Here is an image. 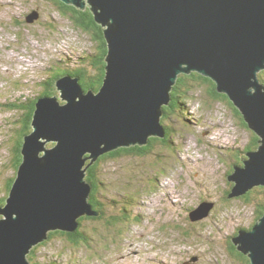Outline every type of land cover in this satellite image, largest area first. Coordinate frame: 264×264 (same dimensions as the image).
Wrapping results in <instances>:
<instances>
[{
  "label": "water",
  "instance_id": "1",
  "mask_svg": "<svg viewBox=\"0 0 264 264\" xmlns=\"http://www.w3.org/2000/svg\"><path fill=\"white\" fill-rule=\"evenodd\" d=\"M61 1L89 7L103 27L105 76L98 91H85L79 76L64 74L55 82L59 94L36 100L22 162L0 206V264H32L28 254L50 231H75L81 216L100 214L90 201L88 159L164 137L163 107L181 73L212 79L259 136L232 168L229 196L264 185V0ZM202 205L208 214L213 203ZM198 208L192 220L201 218ZM229 241L250 264H264V213Z\"/></svg>",
  "mask_w": 264,
  "mask_h": 264
},
{
  "label": "rangeland",
  "instance_id": "2",
  "mask_svg": "<svg viewBox=\"0 0 264 264\" xmlns=\"http://www.w3.org/2000/svg\"><path fill=\"white\" fill-rule=\"evenodd\" d=\"M34 11L39 17L28 21ZM67 14L51 0H0V199L8 196L6 184L14 176L11 150L27 113L23 103L41 97L65 61L76 60L70 64L78 67L80 56L99 50L96 33ZM205 92L196 88L184 113L165 118L171 142L156 141L144 154L102 161L96 179L103 184L96 194L104 202V216L85 219V239L78 244L57 234L38 245L34 261L244 264L229 239L255 222L261 197L248 202L243 195H225L228 176L234 164H243L254 131L228 102L209 103ZM206 200L214 203L208 214ZM197 207L202 216L192 220Z\"/></svg>",
  "mask_w": 264,
  "mask_h": 264
},
{
  "label": "trees",
  "instance_id": "3",
  "mask_svg": "<svg viewBox=\"0 0 264 264\" xmlns=\"http://www.w3.org/2000/svg\"><path fill=\"white\" fill-rule=\"evenodd\" d=\"M55 6L61 10V12L69 15L70 17L76 18L77 22L80 24L82 28L85 30H88L90 32H95L97 38L100 40L99 50L98 52L88 51L85 56H80L77 62H80L81 65L78 67L72 66L73 62H76V60L70 59L69 61H65L63 67L56 69V71L53 73V75L47 80L45 89L43 95H54L57 92V88L55 87L56 80L58 77L64 75V74H71L73 76H79L80 77V83L82 84L85 91H88L89 89H94L95 91H98L100 87L103 84L104 76H105V65H106V54H107V43L104 38L103 33V27L97 23L94 19L92 11L88 8L86 9H80L72 4H66L65 2L61 0H51ZM261 81L264 82V70H262L259 73ZM196 88H203L206 90L204 96L205 98L209 99V103H211V100H214L215 102H228L231 107L233 108L236 115L240 117L242 120V123L244 126L249 127L247 123L245 122L243 115L241 112L234 106L232 101L228 98V96L224 93L218 92L216 88L215 82L210 79L209 77L203 76L202 74L194 71L191 73H181L173 86L171 90V101L169 104L164 105V114L162 117V121L165 124L166 127V135L164 137H150L148 145H131V146H122L115 150L109 151L108 153L102 154L94 163L90 164V161L88 160L86 163V179L92 183L93 189L90 194V201L94 206V209L99 211L100 214L97 216H81L79 218L80 226L77 230L68 232V231H62V230H52L49 232V238L37 245H35L29 255L28 258L31 261V263L40 264L38 261H34V255L38 253V245L45 244L48 242L49 239L52 237H55L57 234L61 236H68L71 241L74 244H78L81 239H85L84 232L82 231V224L85 221L86 218H93L98 219L102 218L105 214L104 212V202L101 200H98L97 192L99 190V187L103 182L100 181V179H96L97 174L99 173V165L102 161H105L107 157H117L121 156L123 154H144L147 152V149L150 145H152L156 141H162L164 143L171 142V138L173 137L172 131L168 124H166L165 118H169L174 113H184V111L187 109L185 108L187 105V99L192 96L190 95L191 92H194ZM40 95V96H41ZM35 103L36 100L30 101L29 103L25 104L23 103L22 107L27 108V113L23 115L22 119V127L18 128L17 130V136H16V142L11 150V166L15 168L17 171L20 163L22 162V154H21V148L24 140V136L28 134L33 128H32V117L35 110ZM19 104V103H18ZM14 106L15 103L13 104ZM12 105V106H13ZM22 105V104H19ZM54 143H50L52 145ZM259 145V136L254 132L253 141L252 144L246 147L247 150H253L257 148ZM237 164V163H236ZM233 171V169L231 170ZM17 175V172H16ZM15 176H12L7 181V188L8 192H10L11 187L13 185V182L15 180ZM264 185L256 186L247 193H245L242 198H245L246 201L250 202L251 199H254V195L257 197H261V199H257L256 202L258 203L257 208V214H256V220L257 222L259 218L264 213ZM231 188L226 190L225 198L228 199L230 197ZM8 197V196H7ZM6 197V198H7ZM6 198L0 199V206L4 205L6 202ZM255 222L249 227L251 228ZM240 228H246V227H239ZM231 248L236 249V254L240 257V259L243 261L244 264H250V259L247 254L240 251L237 246L232 242ZM37 257V255L35 256Z\"/></svg>",
  "mask_w": 264,
  "mask_h": 264
},
{
  "label": "bare ground",
  "instance_id": "4",
  "mask_svg": "<svg viewBox=\"0 0 264 264\" xmlns=\"http://www.w3.org/2000/svg\"><path fill=\"white\" fill-rule=\"evenodd\" d=\"M49 146H50V145H49ZM248 151H249V150H248ZM248 151H247V152H248ZM247 152H246V153H247ZM234 165H235V164H234ZM258 186H260V185H258ZM255 187H256V186H255ZM253 188H254V187H253ZM253 188H252V189H253ZM248 191H250V190H248ZM248 191H247V192H248ZM247 192H246V193H247ZM206 201H207V202H210V203H213L212 201H208V200H206ZM206 201H205V202H206ZM213 205H214V203H213ZM197 208H198V207H197ZM194 210H195V209H194Z\"/></svg>",
  "mask_w": 264,
  "mask_h": 264
},
{
  "label": "flooded vegetation",
  "instance_id": "5",
  "mask_svg": "<svg viewBox=\"0 0 264 264\" xmlns=\"http://www.w3.org/2000/svg\"><path fill=\"white\" fill-rule=\"evenodd\" d=\"M86 31H88V30H86ZM88 32H90V31H88ZM98 45H100V43ZM98 48H99V46H98Z\"/></svg>",
  "mask_w": 264,
  "mask_h": 264
}]
</instances>
